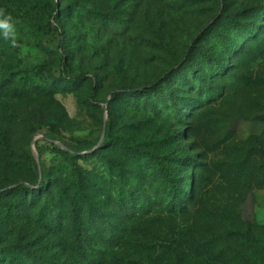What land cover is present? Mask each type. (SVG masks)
Returning <instances> with one entry per match:
<instances>
[{
  "label": "rangeland",
  "instance_id": "1",
  "mask_svg": "<svg viewBox=\"0 0 264 264\" xmlns=\"http://www.w3.org/2000/svg\"><path fill=\"white\" fill-rule=\"evenodd\" d=\"M37 1L43 5L0 0L16 35L13 46L0 31V186L36 181L26 160L33 148L40 155L47 123L56 120L68 135L89 139L111 125L112 143L123 139L151 151L181 185L190 188L193 181L225 191L231 174L218 172L215 164L225 166L249 154L246 147L260 146L264 122L229 118L241 94L230 93L232 84L220 74L249 72L242 44L252 55L264 52V0H58L60 30L49 35L39 25L49 16L46 3L54 0ZM252 33L259 36L248 40ZM251 67L264 73V54ZM62 69L89 77L72 85L59 76ZM92 81L97 99L91 97ZM124 86L151 96L121 91ZM216 93L221 98L210 100ZM38 159L56 177L70 170L59 149ZM112 159L125 163L124 175L134 179L131 189L143 206L160 199L165 188L152 169L156 162L135 164L125 150L107 145L98 156L77 161L100 181L103 206L119 183L120 168ZM233 212L264 226V188L252 184L248 201ZM55 252L56 261L65 263V249Z\"/></svg>",
  "mask_w": 264,
  "mask_h": 264
},
{
  "label": "trees",
  "instance_id": "2",
  "mask_svg": "<svg viewBox=\"0 0 264 264\" xmlns=\"http://www.w3.org/2000/svg\"><path fill=\"white\" fill-rule=\"evenodd\" d=\"M22 1L43 5L37 0ZM59 6L58 0L46 3L49 16L39 25L44 34L59 32ZM252 34L248 40L259 36ZM239 51L249 56V72L238 77L226 69L220 74L232 84L230 93L241 94L238 109L228 116H254L264 122V73L251 67L264 52L258 49L252 55L248 44H242ZM59 76L72 85L89 77L67 69ZM92 83L91 97L97 99L98 86ZM120 90L151 96L150 91L131 86ZM218 98L221 95L216 93L210 100ZM47 126L42 145H37L39 156L59 149L70 159V170L63 178L56 177L30 151L26 164L36 174V181L0 186V264H264V226L239 220L233 212V207L248 201L252 184L264 188V135L260 146L245 148L246 156L241 154L225 166L215 164L218 172L231 174L223 191L193 181L190 188L181 185L151 151L123 139L112 143L111 125L95 139L68 135L56 120ZM233 144L237 150L239 144ZM107 145L125 150L135 164L156 162L152 169L162 177L165 191L151 207L143 206L135 196L134 187L131 189L134 179L124 175L125 163L116 159L111 164L120 168L119 183L107 194L111 203L102 205L100 181L77 161L98 156ZM9 223H14L11 230ZM59 247L68 253L65 263H58L57 253L52 254Z\"/></svg>",
  "mask_w": 264,
  "mask_h": 264
},
{
  "label": "clouds",
  "instance_id": "3",
  "mask_svg": "<svg viewBox=\"0 0 264 264\" xmlns=\"http://www.w3.org/2000/svg\"><path fill=\"white\" fill-rule=\"evenodd\" d=\"M0 31H2L3 36L5 39L10 40L13 46L16 45V35H15V28L11 23L12 17L10 15H6L4 9H0Z\"/></svg>",
  "mask_w": 264,
  "mask_h": 264
},
{
  "label": "water",
  "instance_id": "4",
  "mask_svg": "<svg viewBox=\"0 0 264 264\" xmlns=\"http://www.w3.org/2000/svg\"><path fill=\"white\" fill-rule=\"evenodd\" d=\"M42 138H44V136H43ZM98 147H99V145L96 146V148H98ZM32 151H33L34 156L36 157V159L38 160V162H39V164H40V161H39V159H38L39 156H38V154L36 153L35 149L33 148Z\"/></svg>",
  "mask_w": 264,
  "mask_h": 264
}]
</instances>
